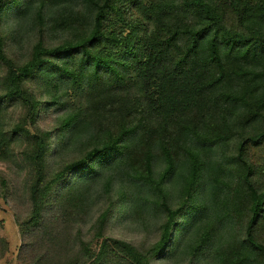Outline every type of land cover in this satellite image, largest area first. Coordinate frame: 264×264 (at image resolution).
Returning a JSON list of instances; mask_svg holds the SVG:
<instances>
[{"label": "trees", "instance_id": "1", "mask_svg": "<svg viewBox=\"0 0 264 264\" xmlns=\"http://www.w3.org/2000/svg\"><path fill=\"white\" fill-rule=\"evenodd\" d=\"M14 1L0 0V114L22 116L0 128V147L19 143L37 171L35 220L56 208L79 225L105 202L100 244L76 264H264V181L247 152L264 144V0ZM31 27L41 39L15 62L7 43ZM42 94L73 105L61 128L31 135L23 122L36 124ZM155 205L148 245L107 233ZM239 206L238 234L225 213ZM57 242L56 263L68 250Z\"/></svg>", "mask_w": 264, "mask_h": 264}, {"label": "rangeland", "instance_id": "2", "mask_svg": "<svg viewBox=\"0 0 264 264\" xmlns=\"http://www.w3.org/2000/svg\"><path fill=\"white\" fill-rule=\"evenodd\" d=\"M125 6H129V3ZM85 13L86 10H80L82 16ZM85 16L86 14L83 17ZM0 29H8L7 20L0 21ZM34 30L31 27L30 33ZM59 33L52 35V44L59 42ZM39 38L37 31H34L30 34L28 41L18 47H14L8 41L7 51L10 57L15 62L23 61L26 59L31 43ZM4 75L5 65L1 64L0 80ZM35 96L39 97L38 93ZM66 96L53 98L51 95L47 97L43 95L42 99L45 100V103L37 107L39 111L36 120H34L36 124L31 127L30 121H21L25 126L24 128L31 135L37 134L36 130H48L53 127L61 128L60 120L65 119L66 113L71 110L70 107L73 105L71 98ZM21 114V109L8 108L0 114V128L7 132L8 126H11L10 122L22 116ZM22 149L23 147L17 142L11 144L10 149L7 150L0 147V264H76V262L87 259L84 248L95 252L101 241L99 237H96L98 227L95 226V221L105 202L98 199V202L92 205L84 218L80 220L79 225L71 227L69 225L68 227L65 224L66 218L64 216L66 215L56 208L42 209L39 213V220H35L33 213H31L33 207L27 188L30 182H34V175H37V171L35 173L26 160H23ZM79 149L77 147L76 151L64 152L61 156L62 161L65 163L73 159L72 154L76 155L81 152ZM247 152L249 157L252 158L255 170L258 172L257 177H261L264 181V171L261 174L259 173L262 169L264 170V144L259 147H250ZM90 167L92 166L90 165ZM178 189L179 186L176 192ZM238 203H241V201L238 200ZM156 208L155 205L151 208L141 209L133 219L114 224L113 228L108 230L107 233L137 245H143V243L148 245L155 240L157 231V227H155L158 223ZM243 214L244 210L241 209V206L230 207L225 213L228 228L233 230V233L239 234ZM145 235L148 236L145 237ZM76 236H80V240L74 238ZM60 240L68 247V250L65 251V259L56 263L52 261V249ZM182 262V260H173L166 263V261L157 260L155 264H182Z\"/></svg>", "mask_w": 264, "mask_h": 264}]
</instances>
